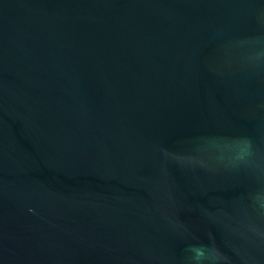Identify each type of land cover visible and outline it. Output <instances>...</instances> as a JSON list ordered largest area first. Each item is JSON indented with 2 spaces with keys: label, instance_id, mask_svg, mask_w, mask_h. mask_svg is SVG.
I'll return each mask as SVG.
<instances>
[{
  "label": "water",
  "instance_id": "water-1",
  "mask_svg": "<svg viewBox=\"0 0 264 264\" xmlns=\"http://www.w3.org/2000/svg\"><path fill=\"white\" fill-rule=\"evenodd\" d=\"M0 264H264V0H0Z\"/></svg>",
  "mask_w": 264,
  "mask_h": 264
}]
</instances>
